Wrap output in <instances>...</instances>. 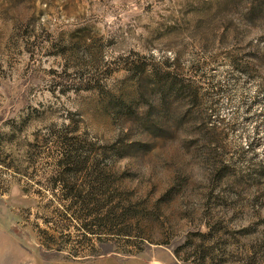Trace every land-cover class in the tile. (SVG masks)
Listing matches in <instances>:
<instances>
[{"label": "rangeland", "instance_id": "374dc122", "mask_svg": "<svg viewBox=\"0 0 264 264\" xmlns=\"http://www.w3.org/2000/svg\"><path fill=\"white\" fill-rule=\"evenodd\" d=\"M68 144L170 245L42 247ZM185 243L264 264V0H0V264H185Z\"/></svg>", "mask_w": 264, "mask_h": 264}, {"label": "trees", "instance_id": "16d2710c", "mask_svg": "<svg viewBox=\"0 0 264 264\" xmlns=\"http://www.w3.org/2000/svg\"><path fill=\"white\" fill-rule=\"evenodd\" d=\"M72 147L68 144L62 148L61 170L51 179L54 186H62L60 194L54 196L59 199L57 205L51 202L43 207L46 214L42 220L46 228L36 226L39 244L50 251L69 249L75 258L89 251L97 254V245L115 243L121 248L111 253L127 258L142 253L147 244L170 245L169 238L155 240L149 234L152 215L147 203L136 199L116 173L103 168L91 169L86 164L66 167V159L70 160V165L80 157L78 152L71 153ZM79 160L76 159L75 164ZM202 237L205 238L201 244L211 243L207 236ZM189 242L193 243L188 239L186 243ZM186 243L173 250L177 260L185 264H213L215 258L208 254L193 256L186 250Z\"/></svg>", "mask_w": 264, "mask_h": 264}]
</instances>
